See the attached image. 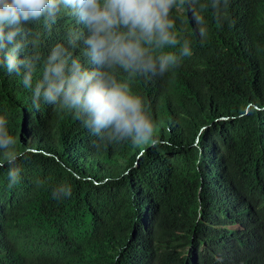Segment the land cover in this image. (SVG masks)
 <instances>
[{
  "label": "trees",
  "instance_id": "trees-1",
  "mask_svg": "<svg viewBox=\"0 0 264 264\" xmlns=\"http://www.w3.org/2000/svg\"><path fill=\"white\" fill-rule=\"evenodd\" d=\"M227 13L204 12L201 44L174 10L192 55L133 83L154 145L98 150L72 112L36 109L22 74L0 68V116L28 153L16 185L0 168V264H264V0H229ZM29 27L24 56L83 31L66 9L50 30ZM74 55L86 62L82 43ZM64 183L71 197L54 199Z\"/></svg>",
  "mask_w": 264,
  "mask_h": 264
},
{
  "label": "clouds",
  "instance_id": "clouds-1",
  "mask_svg": "<svg viewBox=\"0 0 264 264\" xmlns=\"http://www.w3.org/2000/svg\"><path fill=\"white\" fill-rule=\"evenodd\" d=\"M228 6L229 0H0V68L22 74L36 109L45 104L72 112L96 138V149L124 142L154 145L158 125L133 83L162 77L192 55L193 42L174 10L190 13L203 44L209 34L204 12L211 8L222 23ZM62 9L77 18L83 31L70 32L68 46L57 43L46 57L35 51L22 55L30 43L35 47L29 25L42 22L50 30ZM80 43L86 62L74 55ZM27 155L7 118L0 116V168H8L9 187L19 182L18 162ZM71 195L68 183L52 190L57 200Z\"/></svg>",
  "mask_w": 264,
  "mask_h": 264
}]
</instances>
